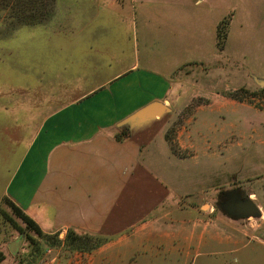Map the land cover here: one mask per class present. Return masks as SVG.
Segmentation results:
<instances>
[{
	"label": "crops",
	"instance_id": "crops-1",
	"mask_svg": "<svg viewBox=\"0 0 264 264\" xmlns=\"http://www.w3.org/2000/svg\"><path fill=\"white\" fill-rule=\"evenodd\" d=\"M221 3L230 9V0H56L53 17L34 26L50 36L49 51L36 54L42 63L21 87L20 106L4 108L18 115L6 123L19 125L21 150L14 167L12 150L0 152V203L9 199L45 234L104 240L89 252L47 250L39 264H196L223 253L238 232L262 229L220 212L226 193H209L203 182L251 155L242 149L251 140L245 119H226L251 106L225 94L235 87H190L197 79L183 68L202 60L203 35L217 46ZM257 69L246 75L258 78ZM156 102L168 109L161 119L119 128ZM190 106L171 134L173 118Z\"/></svg>",
	"mask_w": 264,
	"mask_h": 264
},
{
	"label": "rangeland",
	"instance_id": "rangeland-1",
	"mask_svg": "<svg viewBox=\"0 0 264 264\" xmlns=\"http://www.w3.org/2000/svg\"><path fill=\"white\" fill-rule=\"evenodd\" d=\"M228 8L227 5L221 3L217 11L220 18L226 15L220 24L221 34H223L224 24L232 19L224 50L221 51L224 45L222 40L220 46L217 45V47L215 42L209 41L207 35H203V46L200 51V55L203 56L202 60H197L198 64L186 65L183 68L192 72L190 80L197 79L191 81L190 87L214 91L225 86L235 87V90L225 94H229L238 102L251 106L250 110L237 106L236 115L226 118L236 123L245 119V122L241 121V127L250 134L251 140L243 142L242 149H246L247 154L251 153L250 163L248 156L246 159L243 156L235 157L228 172L220 170L215 172L212 178L205 176L203 182L209 193L217 191L226 194H238L243 191L253 193L256 198L251 199L264 213V94L254 84L251 77L246 75L253 70V67H258L257 77L264 80V0H230V9ZM229 10L231 13H228ZM39 29L41 28L22 27L7 39H4L5 34L3 30H0V152L12 150L10 159H12L11 166L13 167L18 161L17 155L21 150V146L17 145L18 140H14L19 125L6 123V121L11 118L12 121L18 119V115L12 111L10 118L5 115L4 108L7 105L12 109L20 106L19 96L21 93L25 94L21 87L28 81V83H33L36 64L37 62L42 63L41 59L36 58V54L49 51L45 45L50 43L46 40L44 42L43 39L50 36L39 32ZM43 62L45 64L46 60ZM227 67L234 69L237 73L235 79L228 77L229 68ZM31 94L28 93V95ZM220 94L224 95L222 92ZM27 101L29 102L30 99L27 98ZM27 101L23 98L21 105L28 104ZM197 103L200 104L201 101ZM192 110L193 106H190L173 118L172 129L169 131L171 134L183 123L182 117L185 118L187 113L191 114ZM1 158L0 156V162ZM230 199H234V196L230 195L223 199L224 201L220 200L218 206L225 209ZM206 209L203 207L201 211ZM263 219L262 217L253 220L252 229H259L261 223L264 222ZM263 228L264 223H262L261 230L250 231L246 228L242 233L238 232L234 242L223 253H214L207 257L200 256L196 264H200L201 261L203 264H264ZM66 237L67 232H59L60 243L51 242L52 245H47L25 227L7 202L0 203V254L4 255V260L0 264H39L45 258L47 250L58 256L81 252L66 245L64 243ZM18 238H21V244L16 254L12 255L8 246Z\"/></svg>",
	"mask_w": 264,
	"mask_h": 264
},
{
	"label": "trees",
	"instance_id": "trees-1",
	"mask_svg": "<svg viewBox=\"0 0 264 264\" xmlns=\"http://www.w3.org/2000/svg\"><path fill=\"white\" fill-rule=\"evenodd\" d=\"M56 0H0V30H3V37H10L13 32L22 27H34L48 22L54 14ZM220 25L217 29V45L224 42V34H221ZM264 93V90H262ZM121 135H117L118 140ZM168 139V135H167ZM169 140V139H168ZM21 219L25 227L30 230L37 238L46 242L47 245L60 243L58 233L48 235L41 231L37 224L32 221L24 212L9 199L4 198ZM103 239L95 238L85 234H76L69 230L64 243L73 247V250L89 252L103 243ZM86 244H90L89 246ZM4 260V255L0 254V263Z\"/></svg>",
	"mask_w": 264,
	"mask_h": 264
},
{
	"label": "water",
	"instance_id": "water-1",
	"mask_svg": "<svg viewBox=\"0 0 264 264\" xmlns=\"http://www.w3.org/2000/svg\"><path fill=\"white\" fill-rule=\"evenodd\" d=\"M253 81L258 87L264 89V80L253 78ZM166 112H168V109L164 105L157 102L152 103L124 120L119 128L121 130H134L140 127H145L156 121V119H161ZM230 195L234 196V199L227 201L228 206L225 209H221L218 206L220 211L236 216L235 218L237 219L255 220L262 217L261 211L256 204L248 199V197L242 195V193L225 194L220 200L226 199V197H229ZM20 244L21 238H18L16 241L9 244L8 248L12 255L16 254Z\"/></svg>",
	"mask_w": 264,
	"mask_h": 264
}]
</instances>
